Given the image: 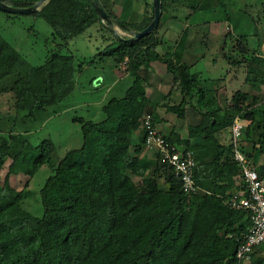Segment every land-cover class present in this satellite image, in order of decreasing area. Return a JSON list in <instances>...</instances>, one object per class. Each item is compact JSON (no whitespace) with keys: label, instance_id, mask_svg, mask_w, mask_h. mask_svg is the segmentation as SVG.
I'll list each match as a JSON object with an SVG mask.
<instances>
[{"label":"trees","instance_id":"16d2710c","mask_svg":"<svg viewBox=\"0 0 264 264\" xmlns=\"http://www.w3.org/2000/svg\"><path fill=\"white\" fill-rule=\"evenodd\" d=\"M0 1L29 7L38 0ZM175 1L161 0L158 25L127 40L152 21V1L144 0L151 13L136 23L114 14L116 0H101L113 24L130 33L119 37L102 21L93 0H47L30 13L51 28L49 53L40 64H31L0 33V120L11 126L0 129V171L9 162L0 181V264H239L236 251L250 217L228 203L240 170L231 125L236 118L246 121L238 149L262 173L264 164L258 162L264 157V98L230 87V69L216 78H200L190 72L192 63L185 61L182 50L158 51L165 43L158 35L161 17L175 9ZM0 12L7 18L19 14ZM83 34L91 49L75 46ZM233 46L235 53L224 58L238 68L234 77L243 73L244 84L264 89V56L256 54L246 34ZM108 58L115 67L124 63L133 83L123 94L105 98L99 118L72 117L80 144L60 151L50 138L31 141L30 123L57 112L78 85L75 60L81 70ZM157 60L181 85L179 102L167 105V111L182 119L189 105L200 116L187 138L173 131L162 134L169 145L193 151L194 179L205 190L184 192L157 151L152 157L141 155L146 145L141 118L151 114L155 124L159 121L141 67ZM179 65L185 80L180 79ZM222 84L227 87L224 106L218 101ZM195 137L201 143H193ZM12 171L28 176L21 188L10 184ZM159 172L165 185L155 178ZM148 175L145 185L134 181ZM256 247L250 264H264Z\"/></svg>","mask_w":264,"mask_h":264},{"label":"rangeland","instance_id":"374dc122","mask_svg":"<svg viewBox=\"0 0 264 264\" xmlns=\"http://www.w3.org/2000/svg\"><path fill=\"white\" fill-rule=\"evenodd\" d=\"M148 1L150 2L152 0ZM120 2H122V0H120ZM132 4V15H130L129 19H132L136 23H140L141 17L144 16V19L146 16L148 17L150 15V7L144 5V0H132ZM119 9H117L116 11L113 10L114 14L117 15L118 13V17L122 21H127V18L125 19L127 14L124 15L123 9ZM243 10L247 13V15H245V17L241 20L239 18L240 23L236 24V34H246L248 37L249 45L251 47H256V44L258 42L257 32L260 33L264 30V25H262L264 24V9H260L257 6H247L244 7L241 11ZM174 13L175 9L170 12L171 15H174ZM164 16L165 15H163V17ZM260 22H262V24H260ZM112 27L120 35H130L129 32L122 30L118 25L113 24ZM159 28V36L165 41V43L158 47V51L164 52L165 50H170L172 48L171 46H173L174 43V34L178 32L177 24H169L165 27L161 26ZM50 31V26L41 16L19 13L14 17L7 18L5 13L0 12V33L31 64H40L44 60L45 55L49 53L47 49L50 48V43H48L50 40ZM92 32H94V29L92 30ZM85 36L86 34H83L75 44V46H77L80 50H87L92 48V44L86 42L87 40ZM47 38L49 39L47 40ZM234 39L235 38L232 36L228 41L229 48L227 49V51H229V53L231 54L235 52L231 51V49L234 47ZM201 43L204 45V48L200 49L198 56L195 55V61L190 67L191 73H196L200 78H216L226 72L227 66L229 64V69L231 71L230 73H232L231 76H233V74H237L238 68L232 67V65H230V63L225 58L217 57V55H215L214 58L218 60L216 61V64L212 62L213 59H211L208 51L209 47L207 45L209 43H213V38H211L210 40L208 39V41L206 39ZM197 44H200L199 40L197 41ZM75 55V58L79 56L78 53H75ZM75 64L77 65L75 79L78 85L76 86L73 93H71L70 96H68L61 102V104L57 108V112L42 115V118L40 117L38 120L30 123L29 138L31 141H37L42 138H50L52 141H54L55 144L58 145L60 151H64L69 147L78 146L81 141L80 130L78 124L72 120V117L78 115L84 116L86 118H99L100 107L102 102L106 100L105 98L111 95L123 94L125 90L133 83V77L125 75L124 73L126 67L125 64L122 63L120 70H116L110 58L106 59V62L104 64L87 67L85 66L81 70L78 69L77 59L75 60ZM222 64L224 65L222 66ZM179 73L181 75L180 79L185 80V74L183 72ZM93 77L95 78L92 80ZM171 77L168 78L166 82L169 85L171 84L173 86V88L171 87L172 89L170 88L173 92L171 97H173L175 90L174 87L177 86V83H172L173 78ZM234 84L235 83L229 85L230 87H232L234 86ZM171 97H169L168 101ZM261 98H264V96ZM173 99L174 98H171L170 102H176V100ZM168 122H170V124H173L172 115L170 116V120ZM0 129L2 131H6L11 129V126L8 122L0 120ZM136 142H138V140H136ZM143 146L144 149H146V145ZM149 149L151 150L150 152H153L154 154L155 150L151 148ZM206 155L209 154L206 153ZM8 163L9 162H7L0 171L1 182L3 181L8 171ZM38 176L43 177V180L45 178L42 173H39ZM150 178L151 177L149 175L145 176L144 178L134 177V181L137 185L141 186L148 183L150 181ZM155 178L161 185L166 184L162 172H159L155 176ZM27 179L28 176L26 174L17 171H12L9 175V182L15 188H21L26 183ZM257 254H260V256L264 258V251L261 250L257 252ZM240 264H250V259H247Z\"/></svg>","mask_w":264,"mask_h":264},{"label":"crops","instance_id":"0c3cea01","mask_svg":"<svg viewBox=\"0 0 264 264\" xmlns=\"http://www.w3.org/2000/svg\"><path fill=\"white\" fill-rule=\"evenodd\" d=\"M187 5H189V8ZM247 6H257L260 9H264V0H176L174 15L168 13L163 14L165 16L163 17L162 15L159 27H165L169 24H177L178 32H174V43L173 46H171V50H182V55L184 56L183 58L190 64L194 62L195 55H199L198 53L200 49L204 48V45L201 42L206 39L208 41V39L210 40L213 38V43H209L207 46L209 47L208 51L211 59H213L212 62L216 64L218 59L216 60V58H214L215 55H217V57L224 58V55L229 52L227 51L229 48V39L233 36L235 38L234 40H236V38H239L240 35L244 34H236V24L240 23L239 18L241 20L245 17V15H247L244 10L241 11ZM132 7V0H122V2H120V0H116L113 5V10L116 11L119 8L123 9V14H127L125 19L127 18V21H133L132 19H129L130 15H132ZM143 17H141V21L143 20ZM260 24H262V22H260ZM158 30H160V28H158ZM257 34L258 42L255 48L256 54L264 56V30L260 33L257 32ZM158 35H160L159 31ZM198 40L200 43L199 45L201 46L197 44ZM121 65L119 67L114 66V68L116 70H120ZM223 65L224 64H222V66ZM177 70L179 72H185L182 65H179ZM228 70L229 64L226 71ZM141 75L147 82L146 95L159 117V121L156 123L158 130L163 134H169L173 131L177 136H179V138H187L189 129L198 124L200 118L199 114L189 105L185 107V116L182 119L178 118L175 113L167 111V105L179 102L181 98V85H179L177 81L174 82V80H172V83H177V86L174 87V94L173 97H171L173 93L171 89L173 86L171 84L169 85L166 80L170 78L172 74L167 71L165 64L158 60L142 66ZM234 75L235 74L231 77L229 74L227 77V84L231 85L232 83H235L232 87L235 89L239 88L242 91H247L257 98L264 96V89H257L242 82L244 79L243 74L241 77L240 75L234 77ZM171 78H173V76ZM226 88L227 87L222 84L218 91V101L220 106L225 105L227 93ZM169 97L174 98L173 100H176V102H170L171 98L168 101ZM171 115L173 117V124L168 122ZM136 140L137 138L134 139L135 144L137 143ZM191 141L193 143H201V138L195 137L192 138ZM150 151L151 150L147 146L146 149L142 146L141 155L145 154L148 157H152L154 154ZM258 163L264 164L263 157ZM236 185L237 180H235V186ZM235 188L236 192L238 190V186ZM259 248L260 247H256L255 250L258 249V252L261 250L264 251V246L261 249Z\"/></svg>","mask_w":264,"mask_h":264},{"label":"built area","instance_id":"2783aa9c","mask_svg":"<svg viewBox=\"0 0 264 264\" xmlns=\"http://www.w3.org/2000/svg\"><path fill=\"white\" fill-rule=\"evenodd\" d=\"M141 124L145 130L146 146L157 151L161 160L172 169L174 175L180 179L184 192L205 190L194 179L196 160L193 151L180 150L175 145H169L153 122L151 114H145L141 118ZM244 126L245 121L240 118H236L231 125L233 156L240 164V170L236 177L238 190L228 201L231 207L246 210L250 217V225L236 251L239 264L249 259L254 247L264 242V170L259 173L258 165L251 164L238 149Z\"/></svg>","mask_w":264,"mask_h":264},{"label":"water","instance_id":"95a60500","mask_svg":"<svg viewBox=\"0 0 264 264\" xmlns=\"http://www.w3.org/2000/svg\"><path fill=\"white\" fill-rule=\"evenodd\" d=\"M46 1L47 0H38L33 5H31L29 7H14V6H11L9 4H6V3L0 1V10L5 11V12H9V13H15V14H18V13L30 14V13L34 12L35 10L39 9L40 6ZM93 1H94L95 8H96L100 18L102 19V21L106 22L111 27V29L114 31V33H116L119 37H121V35L115 29H113V27H112L113 22L111 20L110 14L105 9L101 0H93ZM152 3H153V7H154V17H153L152 21L142 30L137 31V32H133L131 37L127 40L138 39L139 37L147 34L150 31H152L158 25L159 20H160V12H161V0H152Z\"/></svg>","mask_w":264,"mask_h":264}]
</instances>
